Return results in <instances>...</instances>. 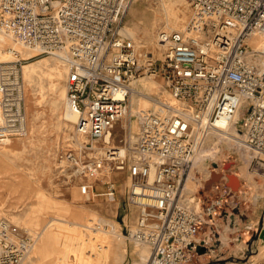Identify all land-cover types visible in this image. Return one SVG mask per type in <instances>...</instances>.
<instances>
[{
  "label": "built area",
  "instance_id": "2783aa9c",
  "mask_svg": "<svg viewBox=\"0 0 264 264\" xmlns=\"http://www.w3.org/2000/svg\"><path fill=\"white\" fill-rule=\"evenodd\" d=\"M184 1L190 22L181 31L160 30L154 58L123 35L133 0H0V33L37 52L33 58L54 57L67 69V99L83 142L58 156L65 182L85 202L101 195L115 202L126 178L124 203L139 210L129 236L150 247L147 264H191L207 243L205 228L235 200L226 178L206 190L212 171L199 181L205 200L186 190L207 131L235 127L253 154L251 170L264 176V48L252 46L264 36V0ZM12 54L16 61L0 62L1 146L29 135L27 60ZM140 78L163 81L157 105L138 133L124 128L116 143L114 131L129 115L131 87ZM37 239L1 218L0 264H25Z\"/></svg>",
  "mask_w": 264,
  "mask_h": 264
},
{
  "label": "rangeland",
  "instance_id": "374dc122",
  "mask_svg": "<svg viewBox=\"0 0 264 264\" xmlns=\"http://www.w3.org/2000/svg\"><path fill=\"white\" fill-rule=\"evenodd\" d=\"M191 17L192 9L184 0H133L122 27L135 34L134 40L143 54L158 58L157 33L164 28L181 31ZM8 40L17 43L13 38ZM8 48L11 47L0 43V50L6 52ZM23 49L24 53H31L27 59L23 58L27 60L24 69L38 71L33 77L24 78L22 70L28 137L0 145V219L30 228L39 236L46 231L44 228L49 221L57 223L53 227L55 249L46 258H40L35 255L40 241L29 264H147L149 252L136 246L129 236L139 210L124 203L126 178L117 185L115 202L102 195L85 202L78 188L65 182V174L57 161L62 152L76 149V143L72 142L76 125L67 124L62 112L53 109L52 102L57 100L61 106L64 103L66 67L54 57L33 58L37 52ZM12 57L17 60L15 55ZM142 81L148 83H142L143 88L138 85L143 94L150 93L154 85L157 94L162 90L160 78H140L136 83ZM165 98H169L167 93ZM132 100L130 98V105ZM147 103L145 108L136 104V111L128 121L130 131L136 132L141 120L150 113L152 103L150 100ZM30 104L37 106L36 113ZM124 128L125 122L115 129L116 143L124 134ZM230 137H225L229 143L220 139L213 143L206 140L207 151L201 153L200 160L196 158L191 173L195 178L187 184L189 192L205 200L208 194L202 191L199 181L210 171L234 175L240 183L237 189L229 183L228 187L236 194L235 200H230L214 227L205 228L203 237H207V243L198 247L191 264H264V176L251 170L249 158L252 159L253 154ZM261 159L264 161L263 157ZM98 191L105 192V187L100 185ZM67 209L79 211L86 217L85 221L94 217L96 223L63 225L65 220H70ZM118 236H123L126 242H118ZM98 246L103 249L99 250Z\"/></svg>",
  "mask_w": 264,
  "mask_h": 264
},
{
  "label": "bare ground",
  "instance_id": "6f19581e",
  "mask_svg": "<svg viewBox=\"0 0 264 264\" xmlns=\"http://www.w3.org/2000/svg\"><path fill=\"white\" fill-rule=\"evenodd\" d=\"M160 1H162V0H160ZM167 29V28H166ZM169 29V28H168ZM169 30H172V29H169ZM132 35H134V34H132ZM124 36H125V34H124ZM131 36V35H130ZM157 37V36H156ZM12 39V37H10V36H8V35H6V34H4V33H0V43L1 44H3V45H7V46H10L11 48H8V49H10L9 51H8V49H7V51L6 52H4V51H2V50H0V62L1 63H12L13 61H14V59H13V57H12V52L14 51H16V53L17 54H19V55H21V57L22 58H28V56L29 55H31V53H24L23 52V47L22 46H20V44H17V43H15L14 41H11V40H8V39ZM130 38V37H129ZM130 39H132V38H130ZM134 40V39H133ZM157 40V39H156ZM154 45V41H153V44L151 45V46H153ZM252 46L253 47H255V48H260V49H263L264 48V36H262V37H258V38H256V39H254L253 41H252ZM31 51V50H30ZM33 52H35V51H33ZM57 59V58H56ZM59 60V59H58ZM60 61V60H59ZM61 62V61H60ZM65 66V65H64ZM23 69H24V67H23ZM36 71H38V69H36V68H34L33 70H26V67H25V69L23 70V77L25 78V76H29V77H33L34 76V74H35V72ZM66 71H67V69H66ZM142 83H144V84H148L146 81H142L141 83H133L132 84V87H131V99L133 98V100H132V102H131V105H130V112H129V115H128V117L126 118V120L124 121L125 122V124H126V128L129 130V124H128V121H129V119L131 118V116L134 114V112L136 111V104H138L140 107H142V108H145L147 105H148V103H147V101H151V103H152V109L154 108V107H156V105H157V102H156V99L153 97V96H158L159 95V93L157 94V87H155V85H154V88L151 90V92L150 93H148V94H143V92H141L140 90H138V85H141L142 86ZM142 88H143V86H142ZM146 88V87H145ZM144 88V89H145ZM147 91V90H146ZM42 94V93H41ZM43 95H44V93H43ZM44 97V96H43ZM52 106H53V109L56 111V112H58V113H60V112H62V118H63V120L67 123V124H69V125H76L77 123H78V118H77V115L71 110V108H70V104H69V102H68V99H67V91H66V97H65V100H64V103H63V105L61 106V105H59V103L57 102V100H54L53 102H52ZM37 106H35V104H30V108H31V110L33 111V113L35 112V111H37V108H36ZM151 109V110H152ZM151 112V111H150ZM36 113V112H35ZM240 117H241V113H238L236 116H235V119H234V122H237L239 119H240ZM130 131V130H129ZM134 131H136V132H133V131H130L132 134H136V133H138L139 132V127H138V130H134ZM235 134V135H234ZM206 140L208 141L209 140V142H215V140H217V139H220V141H226L227 143H229L226 139H225V137H230V136H233L232 138H233V140H235L234 142H236V143H238L239 145H240V141H239V139L241 138V135H240V133H239V131H237V129L235 128V127H233L228 133H220V132H217V131H207L206 132ZM68 137H71V136H69L68 135ZM67 137V138H68ZM231 138V137H230ZM235 138V139H234ZM69 139V138H68ZM81 140H83L82 138H79L78 136H77V134H76V137L74 138H72V142H75L77 145H81L82 144V142H81ZM206 140H205V142L203 143V146H201V150L199 151V155L197 156V160H200V155H201V153L202 152H205V151H207L206 150ZM240 147H241V145H240ZM249 161H251V157L249 158ZM210 173H211V171H210ZM212 174V173H211ZM211 176V175H210ZM193 178H195L194 177V175L193 174H190V176H189V178H188V180L186 181V190H187V184H188V182L190 181V180H192ZM22 189V188H21ZM189 192V191H188ZM19 193V192H18ZM29 231H31V233L33 234V235H36V236H39V234H37V233H35V231L34 230H31L30 228H27ZM94 230V229H93ZM97 231H99V230H97ZM41 238H42V236H39V238L37 239V242H36V245L35 246H38V244L40 243V241H41ZM132 239V238H131ZM117 241L118 242H123V243H125L126 241H125V239H124V237L123 236H118L117 237ZM109 244V243H108ZM136 244V246H138V247H142V248H144L145 250H147L148 252H149V257H150V253H151V250H150V247L149 246H144V245H140V244H137V243H135ZM116 246H117V244H116ZM36 247H34V249H35ZM34 249H33V251H34ZM98 249L99 250H102L103 248L102 247H100V246H98ZM32 254V253H31ZM107 254V253H106ZM111 255V254H110ZM31 257H32V255H30L29 256V258L27 259V261L25 262V264H27L29 261H30V259H31ZM108 261H110V259H108ZM114 264V263H113Z\"/></svg>",
  "mask_w": 264,
  "mask_h": 264
},
{
  "label": "crops",
  "instance_id": "0c3cea01",
  "mask_svg": "<svg viewBox=\"0 0 264 264\" xmlns=\"http://www.w3.org/2000/svg\"><path fill=\"white\" fill-rule=\"evenodd\" d=\"M124 34H125V37H128V38L130 37L132 39L135 38V34L131 32L129 29L123 28V35ZM63 209L65 210V208ZM67 211L69 212L70 220H65V223L63 225L73 226L76 223H80L78 225L76 224L75 226H89L90 224L94 222L96 223V220L94 217L91 218L89 221H85L86 217L81 215L79 211L71 210V209H67ZM54 224H57V223H54V221L51 220L49 221L47 226L44 228V230L46 231L42 233L41 243L36 249V253H35V255L40 256V258H46L49 255V252L55 249V237H54V231H53V227L55 226ZM32 260L29 261L27 264L31 263Z\"/></svg>",
  "mask_w": 264,
  "mask_h": 264
},
{
  "label": "water",
  "instance_id": "95a60500",
  "mask_svg": "<svg viewBox=\"0 0 264 264\" xmlns=\"http://www.w3.org/2000/svg\"><path fill=\"white\" fill-rule=\"evenodd\" d=\"M224 178L228 180L227 186H229V183H231L233 188H236V189L239 188L240 183L236 176L234 175L225 176L224 174L213 172L210 176V179L206 183V186H205L206 190H210L214 184L220 183Z\"/></svg>",
  "mask_w": 264,
  "mask_h": 264
}]
</instances>
